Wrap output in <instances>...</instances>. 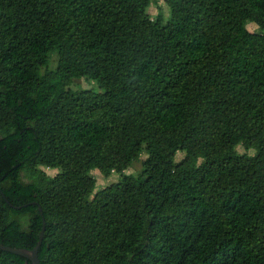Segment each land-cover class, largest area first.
Instances as JSON below:
<instances>
[{"label":"trees","instance_id":"1","mask_svg":"<svg viewBox=\"0 0 264 264\" xmlns=\"http://www.w3.org/2000/svg\"><path fill=\"white\" fill-rule=\"evenodd\" d=\"M157 1L0 0V244L40 207L41 264H264V0Z\"/></svg>","mask_w":264,"mask_h":264},{"label":"rangeland","instance_id":"2","mask_svg":"<svg viewBox=\"0 0 264 264\" xmlns=\"http://www.w3.org/2000/svg\"><path fill=\"white\" fill-rule=\"evenodd\" d=\"M149 16L154 19L157 15V13H161L162 17L164 19H166L169 16V9L166 6V4L164 3L163 0H158L155 3H152L150 5V7L147 10ZM246 28L251 31V32H255L257 31V27L255 24L253 23H249L246 25ZM56 60L57 57L55 54L50 56L49 59V64H48V69H53L56 66ZM70 89L74 90V91H79V90H87V89H91L95 92L99 91L98 87L91 81V80H87L84 78L81 79H75L73 80L72 84L69 87ZM236 152L238 154H248V155H253L254 154V150H245L242 145H238L236 147ZM184 153L183 152H178L175 156V160L179 161L183 158ZM146 158L145 153H142L139 157L138 160L134 161L131 166L126 169L123 173L124 174H131L133 176H137L140 172H141V166H142V161ZM43 170L45 171L46 174L53 176L57 173L56 169H48V168H43ZM91 174L94 176L95 180H96V184H95V191L102 189L103 187L116 182L118 180H120L121 175H118L116 173H112L108 178H105L104 176H102L100 174V172L96 169L91 171ZM26 180V179H24Z\"/></svg>","mask_w":264,"mask_h":264},{"label":"water","instance_id":"3","mask_svg":"<svg viewBox=\"0 0 264 264\" xmlns=\"http://www.w3.org/2000/svg\"><path fill=\"white\" fill-rule=\"evenodd\" d=\"M23 207H27V205H24ZM17 210H20L22 207H15ZM40 216L42 217V228L39 233L38 241L36 245L32 249H25V248H13V247H8L0 244V250L6 251L18 256H21L28 261H30L31 264H41L39 259H38V250L41 246L42 240H43V232L45 229V220L42 215L41 208L38 207Z\"/></svg>","mask_w":264,"mask_h":264}]
</instances>
